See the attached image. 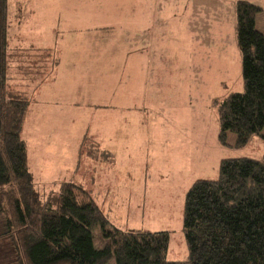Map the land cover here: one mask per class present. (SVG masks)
Wrapping results in <instances>:
<instances>
[{"label": "rangeland", "instance_id": "374dc122", "mask_svg": "<svg viewBox=\"0 0 264 264\" xmlns=\"http://www.w3.org/2000/svg\"><path fill=\"white\" fill-rule=\"evenodd\" d=\"M16 1L7 0L8 10L18 16L17 7L21 3ZM18 1H22L21 5L28 10H42L45 5L36 0L26 4H23L25 0ZM255 1L262 7L259 23L261 20L264 23V0ZM234 3L235 0H49L46 5L54 10V15L50 12L51 18L41 16L29 20L31 26L27 29H30L31 39L38 37L37 30H42L39 23L55 28L54 43L64 48L59 71L61 90L68 97H73L75 84L86 80L88 76V71L81 69H87L84 64L91 63L93 59H86V63L81 62L77 66L73 63L77 57L89 54L84 56L85 52L78 49L85 43L84 40L93 38L94 32H67L68 38L63 39L60 35L62 29L73 26L69 19H64L65 12L70 11V14L90 10L94 13L104 10L106 5L110 12L125 17L118 18L117 21L123 24L114 29L115 34L109 42L115 46L108 53L114 56L113 64L115 62L119 77L124 73L123 47L139 42L140 27H144L136 17L143 12H147L148 17L150 15L145 39L148 44V72L141 73L146 74L142 76L145 104L139 102L129 118L125 121L119 119L120 126L108 140L116 145L112 148L113 163L109 164L108 153L101 154V149H95L90 139L85 140L82 153L89 158L91 156V159L86 157V160H92L93 163L85 180L78 182L83 188L90 189L96 204L116 227L125 231H167L169 241L166 256L169 260H184L188 255L182 216L184 197L192 183L198 179H216L222 158L261 159L264 154V138L260 134L252 135L242 146L234 144L233 133H228L227 144H221L218 140L219 123L215 102L232 91L242 89L241 56L234 33ZM58 15L60 19L56 18ZM7 20L8 23L16 22L17 18L12 21L7 16ZM48 32L42 31L39 35L43 41L32 40L31 43L37 46L49 42ZM96 37L99 39V35ZM30 38L28 36L27 40ZM7 52L8 82L14 87L32 90L34 84L25 81L32 73H28L27 67L23 65V62L32 60L29 53L10 52L9 48ZM48 59L50 56L47 55ZM131 63L137 64L132 73L138 74L139 62L132 60ZM22 75L25 76L18 78ZM88 96L84 84L80 91L81 103L86 104ZM154 105L162 107L163 113H153ZM28 113L24 118L22 134L27 146L30 134L32 137L38 136L32 124H39V135L42 131L48 135L52 133L41 118L39 122H31ZM72 118L75 120L73 123ZM61 119L65 128L63 134L72 135L69 128L71 124L78 125L77 134L87 130L88 125V134L92 133V118L88 108L79 109L74 114L66 112ZM116 123L117 119L113 125ZM101 133V147L106 148L107 127L103 126ZM46 175L53 177L52 174H45L47 181L50 178ZM44 191L47 193L48 189ZM0 230H3L1 215ZM92 234L94 246L102 247L103 240L98 227L92 229ZM15 257L10 239L0 238V264H17ZM110 263L114 264V261Z\"/></svg>", "mask_w": 264, "mask_h": 264}, {"label": "trees", "instance_id": "16d2710c", "mask_svg": "<svg viewBox=\"0 0 264 264\" xmlns=\"http://www.w3.org/2000/svg\"><path fill=\"white\" fill-rule=\"evenodd\" d=\"M261 11L249 0L234 3L242 89L215 102L221 144L228 133L236 146L254 134L264 138V34L255 25ZM7 14L8 2L0 0V238L10 239L17 264H264V154L222 158L216 179L192 183L183 206L184 260L167 259V231H125L110 223L81 184L62 181L41 194L21 136L28 92L7 77Z\"/></svg>", "mask_w": 264, "mask_h": 264}, {"label": "crops", "instance_id": "0c3cea01", "mask_svg": "<svg viewBox=\"0 0 264 264\" xmlns=\"http://www.w3.org/2000/svg\"><path fill=\"white\" fill-rule=\"evenodd\" d=\"M48 1L49 0H36L37 3L45 4L41 8L42 10H28L26 6L21 5L22 1L17 0L16 2L21 3L17 7L19 18L14 11L10 12V10H8L7 15L11 17L12 21L17 18L16 22L13 21L8 23L7 49L9 48L10 52L13 51L16 53L28 52L30 55L29 58L32 59L29 60V62H23V65L27 67L26 70H28V73H32V76L26 78L25 81L28 80L32 85L34 84L32 90L27 89L29 103L26 114L29 112L28 119H31V122L34 120L39 122L41 118L44 126L47 124L46 128L51 129L50 132H52L48 135L46 132L42 131V134L39 135L41 132L38 126L39 124H32V127L35 126L38 136L33 135L32 137L30 134V136H28L30 139L28 146L25 141L27 146L28 169L32 175L35 188L41 194L46 193V191H44L45 189H56L58 184L62 181H74L80 184L78 180H85L90 173V164L93 163L92 160H86V157L89 158V156L82 153L83 141H85L86 138L90 139L95 149L98 147L101 149V154L108 153L110 157L108 162L109 164L113 163L112 148L114 149L116 145L109 141L114 131H116V128L120 126L119 119L121 118L125 121L126 118H129L132 110L137 109L136 106L139 102H144L145 104L143 95H145L146 92L144 91V79L142 76H146V74L141 73L148 72V44L145 42V39L147 35L146 26L150 18L147 12L139 13V16H135L142 21L141 25H144V27H140L141 34L139 42L124 45L123 60L126 65H123L124 73L119 77L116 74L115 62L113 64L114 56L110 55L108 52L115 49V46L109 43L111 41L110 37L115 34L114 29L116 27H121V24H123L117 20L118 18L125 19V17L121 14L118 15L110 12L106 5L104 6V10L95 11L94 13L89 10V12L82 11L80 13L72 12L69 14L70 11H66L67 13L65 12L64 19H69L73 26L63 28L62 31L60 30L62 32L60 35L63 39L68 38L66 37L67 32L75 33L86 30L90 33L94 32V36L91 39L92 41L90 39L84 40L85 43L81 44L78 49L80 52H85L83 53L84 56H86L87 53L89 54H87L86 57H77V60L73 63L77 66L81 62H85L84 60L86 59L87 61L93 59L91 63L84 64L87 65V69H81L88 71L87 79L77 82L74 86L75 93H73V97H68L61 90L62 84H60V80L62 79L59 71L62 65V59L64 58V48L54 43L53 37L56 36L55 28L39 23V25H42V30H37L38 37L33 39L30 38L32 35L29 32L30 29H27L31 26V22L29 21L31 18H40L41 16L51 18L50 12H52V16L54 15V10H50V7L46 5ZM249 1L259 4V2L255 0ZM26 3H34V1H23V4ZM260 13H262V11ZM260 13L256 16L255 25L256 28L264 34V23L262 20L259 23L258 20ZM59 17L61 18L60 15L56 16V18L60 19ZM42 31H49L47 34L49 42L45 41L44 45H33L31 43L32 40L34 42L43 41L39 36ZM142 32L144 33L143 35ZM97 35H99V39H97ZM28 36L30 40H27ZM50 36H52V38H50ZM47 55L50 56L48 60ZM132 60H137L139 62L138 74L132 73L134 67L137 66L136 63H131ZM20 71L22 70L20 69ZM23 76L25 75H22V77L18 76V78H23ZM84 84L87 87L89 95L85 99L87 102L86 104L85 102L81 103L80 100V91ZM40 95H42V97ZM85 108L90 110L92 133L88 134V125L87 130L77 134L78 125L71 124L69 128H71L72 135L69 133H66L67 135L63 134L62 131L65 128L63 127L61 116L65 115L66 112L71 111V113L74 114L79 109ZM163 111L164 109L158 105H154L152 110L153 113L159 114H161V112L163 113ZM34 116H37L35 117L36 119H34ZM105 118H107V124H105ZM25 119L21 129V136L25 128ZM116 119L117 123L113 125ZM46 120L48 121L46 122ZM71 122H75L74 118H72ZM103 126L107 127V131L109 132L107 135V141L109 140L108 147L106 148L103 146L101 147L100 137L102 136L101 132ZM68 134L71 137H69ZM89 159H91V156ZM40 174H52L53 177L46 175L50 178V180L47 181L44 175L40 176V178L37 177V175ZM85 187L90 188L88 185H85ZM40 188H42V190H40Z\"/></svg>", "mask_w": 264, "mask_h": 264}]
</instances>
